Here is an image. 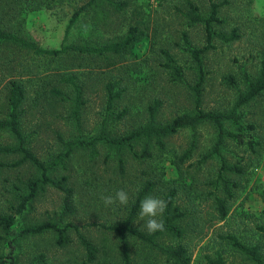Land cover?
Listing matches in <instances>:
<instances>
[{
	"label": "rangeland",
	"instance_id": "rangeland-1",
	"mask_svg": "<svg viewBox=\"0 0 264 264\" xmlns=\"http://www.w3.org/2000/svg\"><path fill=\"white\" fill-rule=\"evenodd\" d=\"M91 0H0V26L47 48L73 44L96 48L124 38L136 26L143 38L125 51L90 55L73 52L64 56H40L9 44L0 45V120L8 116V86L11 79L26 91L21 129L29 148L50 163L66 151V143L100 135L107 116V84L114 83L123 95L106 119V133L121 137L150 121V108L160 107L156 123L165 124L195 111L198 69L192 50L207 44L205 23L193 19L194 10L203 17L211 11L210 0H95L68 28L77 10ZM222 2L213 47L203 55L206 70L202 109L227 114L236 108L241 94L259 77L264 60V0H217ZM123 4L120 8L119 5ZM238 38L225 41L219 34ZM171 58V59H169ZM170 64L173 67H169ZM178 68L182 77L175 72ZM74 76L82 86L80 121L74 116L76 93L65 82ZM53 89L60 91L56 95ZM123 110L126 114L119 117ZM237 120H224L226 135L218 144L219 130L211 121L186 127L164 138V147L152 146V158H139L134 151L105 142L91 149L75 148L64 164L51 172L54 179L67 177L74 189V212L62 216L65 193L47 186L6 234L0 226V264H82L88 254L81 237L97 248L91 264H123L122 244L117 235L99 225L124 221L147 184L148 196L164 199L169 188L178 190L176 204L185 212L180 225L182 238L167 235L161 240L188 247L189 264H255L235 247L228 235L247 246H259L264 259V90L236 109ZM2 145H15L9 129L0 130ZM142 145L137 144L139 154ZM186 151L191 154L183 158ZM20 154H0V212L10 214L27 193V182L39 176L32 163L8 167ZM120 159L125 162L121 171ZM236 165L242 172L224 171L238 184L229 213L221 219L215 195H223L219 180L222 165ZM124 189L129 202L105 205L102 196ZM143 199V200H144ZM140 212V210H139ZM138 215L133 227L148 232ZM163 217V216H162ZM160 217V219H162ZM54 221L71 227L70 241L57 244L53 231L25 234L24 228ZM9 240L14 241L10 245ZM134 264H175L157 248L130 235Z\"/></svg>",
	"mask_w": 264,
	"mask_h": 264
},
{
	"label": "trees",
	"instance_id": "trees-1",
	"mask_svg": "<svg viewBox=\"0 0 264 264\" xmlns=\"http://www.w3.org/2000/svg\"><path fill=\"white\" fill-rule=\"evenodd\" d=\"M95 0H91L85 6H82L79 10L75 12L73 17L70 20L68 28L71 27L80 13L86 8V6L91 5ZM211 11L208 17H203L199 13H196V7H193L194 21L205 23L206 34H207V44L201 48H196L192 50V57L196 63L198 69V81L193 86V90L195 91V111L192 113H184L175 117L170 122L165 124L156 123V113L160 107V103L156 102L154 106L150 108V121L143 127L138 128L132 131L129 134L123 135L121 137H110L109 134L106 133V119H108L111 115H113L110 110L113 108V104L117 99H120L123 93L120 90H116V85L114 83L107 84V116L104 121L103 129L100 135L95 136L91 139H85L82 137H78L77 139L66 143V151L60 154L56 159L47 163L41 160L28 146V138L24 135L21 129V117H22V105L24 104L26 98V91L24 86L15 79H11L8 81L7 86L9 89V94L7 97L8 102V116L7 118L0 120V130L9 129L12 134L17 139V144L15 145H2L0 143V154H20L21 158L13 163L6 164L8 167H17L24 163H32L39 171V176L30 179L27 182L26 188L27 193L23 195L20 200V203L15 207L14 212L10 214H3L0 212V226L6 234H10L11 228L16 223V216L22 214L26 208L29 206L34 198L43 190L46 189L47 186L55 187L65 193L64 198V209L62 212V216L65 214H71L74 212L73 208V195L74 189L67 185V177H62L60 179H54L51 176V172L57 167L64 164V161L70 157L73 150L75 148H83V149H91V154L96 153V143L97 142H105L109 143L113 146L122 148L123 151L129 149L131 152L134 151V155L139 158H152V146L156 145L158 148L164 147V138L177 133L179 130L191 127L196 128L199 124L205 121H211L217 125L219 130V140L218 144H221L226 135L231 136L232 134L227 132L224 128V120L233 119L237 120L238 116L236 115V109L241 105L247 103L248 101L255 98L257 95L264 90V60L262 64V69L260 71V75L254 81H252L249 85V89L246 93L241 94L236 103V108L227 114L214 113L205 111L202 109V90L206 77V70L204 66L203 55L209 51L213 47V39L217 35L213 30V23L218 20V14L220 11V7L222 6V2H218L217 0H210ZM120 8L123 7V4L119 5ZM219 37L225 41H231L238 38V34L236 30H233L230 36H226L225 34H219ZM143 38V32L136 26L130 27L124 38L121 40L111 42L104 46L91 48L86 46H78L73 44H62L60 48H47L39 45L38 43L26 39L25 37L19 36L13 32H10L0 26V45L9 44L19 47L22 50H26L30 53L40 55V56H64L69 55L73 52H83L90 55H105L107 53L118 54L128 47L134 45L139 42ZM171 59V58H169ZM172 60V59H171ZM169 67H173L168 64ZM175 72L178 74V78L182 77V72L180 69L175 68ZM65 82L73 87L76 97H75V108H74V116L76 120L80 121V109L82 102V94L83 89L80 84L76 82V78L74 76H69L65 79ZM53 92L56 95H60V91L53 89ZM127 110H123L119 115L122 117L126 114ZM139 144L142 145L141 153L135 151V146ZM191 151H186L183 158L189 156ZM119 166L123 173L125 172V162L120 159ZM224 171H238L242 172V168L236 165H229L227 162H224L222 165L221 173L219 174V180H222V191L225 196L216 194L215 195V206L214 208L218 211L220 218L224 219L227 217L229 213V209L227 206V201L234 198L235 189L238 184L236 182H231L225 176ZM153 188V183H148L145 189L138 196L135 204L133 205L130 214L128 217L118 224L106 225V224H96V223H87L83 225V227H92L99 225L100 227L114 232L119 238L122 244V259L123 264H134L133 259L130 252V242L129 236L132 235L150 245L154 248H157L161 254L165 255V257L173 261L175 264H189L190 256L188 255V247L181 243L177 244H169L161 240L167 235L175 236L177 238H182L184 236L185 230L181 227L180 222L184 219L186 215L185 212L181 211L180 206L176 204V196L178 190L176 188H169L168 193L164 196V200L167 201V209L163 214V221L165 224L164 231H156L154 233H149L145 231H141L133 227V222L135 221L136 216L140 210L141 201H143L146 193ZM73 227L76 231L79 232L80 226L68 223L64 226H61L59 223L54 221H46L40 224H36L33 226H29L24 228L23 235L25 234H41L46 233L48 231H53L57 236V244L59 246H65L70 238L68 236L69 229ZM264 231V228H262ZM228 239L231 240L232 244L237 247L241 252L245 253L248 257L254 261L255 264H264L263 256L260 252L259 246H247L241 241H239L235 236L228 235ZM0 239H6L3 235L0 234ZM83 245L87 250V260L82 264H91L97 259V248L89 242L84 237H81ZM10 245H14L13 240H9ZM218 264H223L222 259H218Z\"/></svg>",
	"mask_w": 264,
	"mask_h": 264
},
{
	"label": "clouds",
	"instance_id": "clouds-1",
	"mask_svg": "<svg viewBox=\"0 0 264 264\" xmlns=\"http://www.w3.org/2000/svg\"><path fill=\"white\" fill-rule=\"evenodd\" d=\"M102 200L106 206L117 202L126 205L129 202V195L124 189H120L115 192V195L102 196ZM166 209L167 201L160 197L148 196L141 201L139 217L144 221L143 227L149 233L165 230L164 221L160 217L163 216Z\"/></svg>",
	"mask_w": 264,
	"mask_h": 264
}]
</instances>
